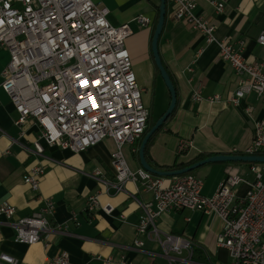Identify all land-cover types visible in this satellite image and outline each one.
I'll list each match as a JSON object with an SVG mask.
<instances>
[{
	"label": "crops",
	"instance_id": "crops-1",
	"mask_svg": "<svg viewBox=\"0 0 264 264\" xmlns=\"http://www.w3.org/2000/svg\"><path fill=\"white\" fill-rule=\"evenodd\" d=\"M95 1L109 8L108 18L113 25L131 24L133 33L126 39V46L138 82L144 91L159 89L163 77L154 58L152 40L161 0ZM195 1L196 13L215 25L217 39L240 49L247 62H264V45L257 40L264 32V0ZM222 1L224 9L218 11L217 3ZM166 5L159 52L163 65L176 83L177 102L174 114L149 139L147 162L157 170L169 172L176 171L168 169L174 163L185 164L204 153L209 154L208 157L244 153L252 144L256 122L264 118V99L251 91L239 104L232 103L242 76L220 57L216 42H208L200 31L183 20L178 21L174 3L166 0ZM140 14L151 19L149 25L133 21ZM9 60L8 49L0 44V205L14 206L16 212L12 220H17L40 210L51 200L54 212L49 215L50 222L69 223V229L61 234L50 232L49 245L45 241L26 244L15 239L12 221L0 217V253L17 257L20 264H50L62 251L69 253V264L93 261L119 264L123 259L128 264H167L160 246L153 240L144 239L142 247L135 245L139 237L136 224L142 214L139 201L153 202L154 193L146 189L142 181L128 180L122 189L117 188L112 160L117 144L112 137L104 138L83 152L46 146L43 156L34 153L39 127L33 120L23 127L16 124L19 113L1 86L2 72ZM197 91L200 100L193 98ZM215 96L219 99L213 100ZM168 99L169 107L170 91ZM149 111L151 113L150 108ZM144 137L122 147L134 171L145 170L139 153ZM183 142L186 147L180 149ZM248 163L210 162L192 173L203 178V192L212 194L230 174H238L252 182L254 179L248 180L251 174ZM35 165H42L45 171L38 190L24 181V176ZM161 177L168 185L174 176ZM248 187V183L240 185L239 194H244ZM96 193L102 205L114 207L113 213L102 209L86 210L88 197ZM74 215L80 224L72 220ZM158 225L163 231L180 234L193 242V264H229L228 251L217 245L222 221L214 213L173 210L161 214ZM106 259H111V263Z\"/></svg>",
	"mask_w": 264,
	"mask_h": 264
},
{
	"label": "built area",
	"instance_id": "built-area-1",
	"mask_svg": "<svg viewBox=\"0 0 264 264\" xmlns=\"http://www.w3.org/2000/svg\"><path fill=\"white\" fill-rule=\"evenodd\" d=\"M169 1L176 6L175 18L200 31L208 42H216L220 57L242 76L231 102L239 104L251 91L264 99V62H247L240 49L217 39L215 25L196 13L195 0ZM224 6L222 1L216 7L222 11ZM109 13L107 6L95 0H0V44L10 53L1 86L19 113L16 124L23 127L33 120L39 127L33 149L39 156L44 155L46 146L78 153L112 137L117 144L112 155L117 188L122 189L128 180L142 181L154 193L153 202L139 201L142 214L136 224L139 237L135 245L142 247L144 239L153 240L167 264H193V242L158 225L161 214L181 209L214 213L221 219L217 245L228 251L229 264H264V162L250 164L255 175L252 182L230 174L212 194L203 192V178L193 173L176 175L166 185L161 176L129 167L122 147L143 136L150 111L126 46L132 26L128 22L113 25ZM133 21L149 25L151 19L140 14ZM257 40L264 45V32ZM193 98L200 100V92ZM185 147L183 142L180 149ZM256 151H264V118L256 122L252 144L245 154L258 155ZM44 173L42 165H35L24 181L38 190ZM243 183L249 187L240 195ZM97 209L108 214L114 211L112 205H102L99 193L88 197L86 207L89 212ZM15 212L14 206L0 205V217L12 221L18 242L45 241L49 245L50 232H68L69 223L50 222L49 215L54 212L51 200L40 210L12 220ZM72 220L80 224L76 215ZM69 262V253L62 251L50 264ZM0 264L20 261L2 252ZM119 264L128 263L123 259Z\"/></svg>",
	"mask_w": 264,
	"mask_h": 264
},
{
	"label": "water",
	"instance_id": "water-1",
	"mask_svg": "<svg viewBox=\"0 0 264 264\" xmlns=\"http://www.w3.org/2000/svg\"><path fill=\"white\" fill-rule=\"evenodd\" d=\"M166 0H161L160 9H159V18L156 25V29L153 35L152 40V51L154 54V58L156 61V64L161 72V75L170 91L171 94V101L168 109L164 112V114L156 121V123L151 127L150 131L147 133V135L144 137L142 144L140 146V158L143 165V168L151 173H154L159 176H176L184 173H189L207 163L210 162H224V161H241V162H249V163H262L264 162V155H257V154H219L214 155L208 158H205L203 160H200L196 163H193L190 166L184 167L182 169L176 170V171H160L155 168H153L146 160L145 157V148L149 141V139L152 137V135L166 122V120L170 117L172 112L174 111L176 107L177 102V92L176 88L170 78V75L168 74L166 68L163 65V62L161 60L160 52H159V39L162 34V31L164 29L165 20H166Z\"/></svg>",
	"mask_w": 264,
	"mask_h": 264
},
{
	"label": "rangeland",
	"instance_id": "rangeland-1",
	"mask_svg": "<svg viewBox=\"0 0 264 264\" xmlns=\"http://www.w3.org/2000/svg\"><path fill=\"white\" fill-rule=\"evenodd\" d=\"M162 81L163 84L156 91L148 89V91L143 92V100L145 104L151 109V113L153 114L154 120L158 119L161 115H163V113L168 108L169 91L167 89V85L164 79ZM254 176V173L251 172V174H249L248 180H253Z\"/></svg>",
	"mask_w": 264,
	"mask_h": 264
},
{
	"label": "trees",
	"instance_id": "trees-1",
	"mask_svg": "<svg viewBox=\"0 0 264 264\" xmlns=\"http://www.w3.org/2000/svg\"><path fill=\"white\" fill-rule=\"evenodd\" d=\"M168 1V0H167ZM158 16H159V12H158V14H157V16H156V22L158 21ZM164 67L166 68V66L164 65ZM166 70H167V68H166ZM160 71V70H159ZM167 72H168V70H167ZM168 74L170 75V73L168 72ZM170 78L172 79V82H173V84H174V86H175V88H176V92H177V86H176V83H175V81H173V78H172V76L170 75ZM175 110H176V108H175ZM175 110L172 112V114H171V116L174 114V112H175ZM170 116V117H171ZM169 117V118H170ZM155 120H153V117H152V115H151V113H150V117H149V120H148V127H147V129L145 130V132H144V134H143V136L142 137H144L148 132H149V130L151 129V127L155 124ZM164 125L165 124H163V126L161 127V128H163L164 127ZM160 128V129H161ZM159 129V130H160ZM156 134V133H155ZM145 155H146V159H148L147 158V148H146V150H145ZM237 153V152H236ZM235 153V154H236ZM246 152H244V153H237V154H245ZM256 153H258V154H264V151H256ZM208 155L209 154H206V153H204V154H201V155H199L197 158H195L193 161H190V162H187V163H174V165H171V166H169V170H178V169H181V168H183V167H185V166H190L191 164H193V163H195V162H197V161H200V160H202V159H204V158H206V157H208ZM248 164H251V163H248ZM194 171V170H193ZM193 171H191V172H189V173H192ZM89 264H104L103 262H100V261H93V262H91V263H89Z\"/></svg>",
	"mask_w": 264,
	"mask_h": 264
}]
</instances>
